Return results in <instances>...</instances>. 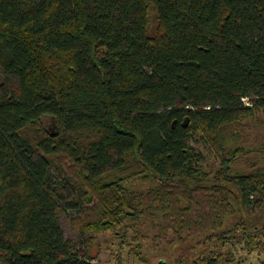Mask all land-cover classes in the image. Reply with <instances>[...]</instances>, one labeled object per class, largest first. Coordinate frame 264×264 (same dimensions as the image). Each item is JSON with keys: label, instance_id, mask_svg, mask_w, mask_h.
Returning a JSON list of instances; mask_svg holds the SVG:
<instances>
[{"label": "trees", "instance_id": "obj_1", "mask_svg": "<svg viewBox=\"0 0 264 264\" xmlns=\"http://www.w3.org/2000/svg\"><path fill=\"white\" fill-rule=\"evenodd\" d=\"M258 116L264 0H0V264H91L96 235L129 244L119 231L145 212L181 241L221 229L240 203L264 211V170L233 173L244 150L229 146ZM132 179L151 187L131 191ZM66 211L83 254L60 226ZM235 232L212 237L232 246Z\"/></svg>", "mask_w": 264, "mask_h": 264}, {"label": "rangeland", "instance_id": "obj_2", "mask_svg": "<svg viewBox=\"0 0 264 264\" xmlns=\"http://www.w3.org/2000/svg\"><path fill=\"white\" fill-rule=\"evenodd\" d=\"M5 82L9 89H15L17 86V79L13 77L5 76ZM248 102V99H244L245 104ZM233 145L244 150L231 165L233 173L249 174L257 169L264 170V118L258 116L255 120L247 121L239 140L231 142L229 146ZM191 146L194 152L200 155L202 167L207 173L211 175L218 170L219 164L208 148L195 141H192ZM53 181L61 184L64 189H69V180L63 172L54 169ZM123 185L139 193H147L151 187L139 179L125 181ZM255 199L256 197L252 196L249 205H252ZM243 207L240 203L238 211L225 221L221 229L209 230L196 238L184 235L181 241L175 240L172 232L161 230L157 212H145L139 223L128 225L126 230L119 231L120 234L126 231L129 244L121 247L116 232L96 235L95 246L90 248V252L97 258L91 264H192L199 262L198 258H206L215 253L220 254L222 259L232 255L239 264H260L264 260V250L259 252L251 248L256 247L259 242L264 243V211ZM77 220L78 215L73 211L63 212L60 226L65 238L76 245L77 250L83 254L82 245L86 237L82 236ZM240 223L248 230L244 231ZM232 228L236 229L234 237L227 239L232 246L222 245L221 241L212 237L214 233L221 234ZM134 237L136 240H133ZM136 246L140 247V255L137 256ZM119 247L122 248L121 251ZM130 251L133 253L129 254Z\"/></svg>", "mask_w": 264, "mask_h": 264}]
</instances>
